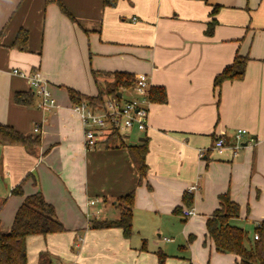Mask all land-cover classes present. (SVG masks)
I'll return each mask as SVG.
<instances>
[{"label":"crops","instance_id":"obj_1","mask_svg":"<svg viewBox=\"0 0 264 264\" xmlns=\"http://www.w3.org/2000/svg\"><path fill=\"white\" fill-rule=\"evenodd\" d=\"M61 1L75 20L47 0H0V124L41 139L35 151L0 144L2 231L40 191L65 231L30 236L29 264H49L43 253L55 257L52 264H159V251L168 255L165 264H238L234 254L216 250L206 222L228 192L240 205L233 223L251 243L264 221V0H118L114 7ZM210 23L214 32L207 35ZM21 29L29 34L27 51L14 46ZM237 55L249 58L244 79L216 90L215 78ZM15 70L38 71L58 107H39L30 80ZM116 72L146 74L167 93L166 102H151L148 128L123 137L128 145H148L142 184L119 142L86 148L67 91L96 96ZM17 92H32L33 105L16 104ZM121 96L135 97L131 90ZM238 129L248 135L234 155ZM219 137L228 146L223 153L213 149ZM19 185L24 194H12ZM133 191L130 238L120 228L90 227L93 219H118L117 199ZM185 193L194 196L190 218L176 212L187 208Z\"/></svg>","mask_w":264,"mask_h":264},{"label":"trees","instance_id":"obj_2","mask_svg":"<svg viewBox=\"0 0 264 264\" xmlns=\"http://www.w3.org/2000/svg\"><path fill=\"white\" fill-rule=\"evenodd\" d=\"M117 1L104 0V5L114 7ZM47 3L57 4L63 14L71 20H75L61 0H47ZM214 26V23L209 24L206 31L207 35L213 34ZM28 39V32L21 29L16 36L14 46L21 51H27ZM248 60V57L237 55L233 63L215 78L214 88L219 91L225 81L243 80ZM94 76L97 78L98 73L94 72ZM107 76H113V81H108L104 87L99 85L96 96H87L68 88L67 91L73 104L87 102L94 108H100L104 106L107 100H121L122 96L120 97L119 94L131 90L135 86L137 78V75L128 72H116ZM150 100L152 103L166 102L167 93L165 88L151 87ZM14 102L18 105L32 106L34 95L32 92H17L14 95ZM123 137L124 135L116 129L108 134L103 142L108 148L116 147V143L119 142L120 147H124L129 151L139 173V184H142L148 173L146 162L148 145L147 143L128 145L123 141ZM0 144L22 146L30 151H35L40 147L41 139L25 135L11 126L0 124ZM12 194L23 195L22 185L14 188ZM117 202L121 210L118 219H93L90 221V227L96 229L120 228L123 230L124 236L130 238L133 234L135 192L118 198ZM219 202V207L206 222L207 236L213 241L216 250L220 253L234 254L238 258V264H264V221L256 228L259 239L251 243L248 231L233 223L240 217V205L232 200L229 192L220 195ZM5 203L6 199H0V212ZM183 203L187 208L192 207L194 204L193 194L185 193ZM183 209L180 207L176 209V212L181 214ZM64 231L65 227L58 219L54 206L46 200L42 192L38 191L27 196L16 213L11 230L5 233L0 227V264H29L27 239L30 236H47ZM46 255V253H43L41 258ZM157 255L159 264H165L168 255L162 251H159Z\"/></svg>","mask_w":264,"mask_h":264},{"label":"built area","instance_id":"obj_3","mask_svg":"<svg viewBox=\"0 0 264 264\" xmlns=\"http://www.w3.org/2000/svg\"><path fill=\"white\" fill-rule=\"evenodd\" d=\"M15 74L27 76L31 82L34 95L38 98L39 107L51 111L58 107L56 99L53 97L49 83L36 71L30 75L23 71L15 70ZM151 82L146 74H139L136 78L135 86L131 89L134 98L131 100H107L103 107L94 108L87 102L73 104L72 110L80 117L84 126L85 146L88 150L94 149L113 130H119L123 135L136 129L145 131L148 128L150 115V90ZM38 132L39 128L36 127ZM248 135L246 129H238L235 134L237 144L232 147L234 155L241 147L242 139ZM250 143H255V139H250ZM228 148L224 137H219L214 143L213 149L223 153ZM201 157L204 153L201 151ZM195 187H193L194 189ZM96 201H90L89 205H94ZM181 215L190 218L195 215L192 207L184 208ZM254 239H259L256 232Z\"/></svg>","mask_w":264,"mask_h":264},{"label":"rangeland","instance_id":"obj_4","mask_svg":"<svg viewBox=\"0 0 264 264\" xmlns=\"http://www.w3.org/2000/svg\"><path fill=\"white\" fill-rule=\"evenodd\" d=\"M103 82H105L104 80L101 81L100 83L103 84ZM102 86V85H101ZM135 139V137H133V140ZM55 258V257H54ZM52 256L50 255H46L43 260L44 261H48V263H52V262H55L56 260L54 259Z\"/></svg>","mask_w":264,"mask_h":264},{"label":"water","instance_id":"obj_5","mask_svg":"<svg viewBox=\"0 0 264 264\" xmlns=\"http://www.w3.org/2000/svg\"><path fill=\"white\" fill-rule=\"evenodd\" d=\"M119 96L121 97V94H119Z\"/></svg>","mask_w":264,"mask_h":264}]
</instances>
